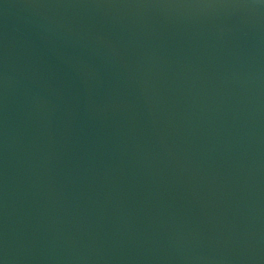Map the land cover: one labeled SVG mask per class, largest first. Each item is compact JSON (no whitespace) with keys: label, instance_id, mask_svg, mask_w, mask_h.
Returning a JSON list of instances; mask_svg holds the SVG:
<instances>
[{"label":"water","instance_id":"1","mask_svg":"<svg viewBox=\"0 0 264 264\" xmlns=\"http://www.w3.org/2000/svg\"><path fill=\"white\" fill-rule=\"evenodd\" d=\"M0 264H264V0H0Z\"/></svg>","mask_w":264,"mask_h":264}]
</instances>
